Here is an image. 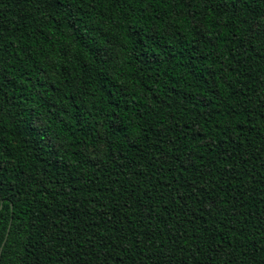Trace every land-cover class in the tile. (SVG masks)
<instances>
[{"label": "trees", "instance_id": "trees-1", "mask_svg": "<svg viewBox=\"0 0 264 264\" xmlns=\"http://www.w3.org/2000/svg\"><path fill=\"white\" fill-rule=\"evenodd\" d=\"M0 264H264V0H0Z\"/></svg>", "mask_w": 264, "mask_h": 264}, {"label": "water", "instance_id": "water-1", "mask_svg": "<svg viewBox=\"0 0 264 264\" xmlns=\"http://www.w3.org/2000/svg\"><path fill=\"white\" fill-rule=\"evenodd\" d=\"M8 231H9V227H8V230H7V234H6L4 240H3L2 244H1V247H0V257H1L2 249H3L4 245H5L6 240H7Z\"/></svg>", "mask_w": 264, "mask_h": 264}]
</instances>
